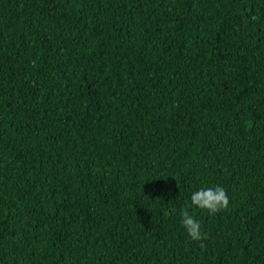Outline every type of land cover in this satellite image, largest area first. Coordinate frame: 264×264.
I'll return each instance as SVG.
<instances>
[{"label":"trees","instance_id":"trees-1","mask_svg":"<svg viewBox=\"0 0 264 264\" xmlns=\"http://www.w3.org/2000/svg\"><path fill=\"white\" fill-rule=\"evenodd\" d=\"M0 264H264V0H0Z\"/></svg>","mask_w":264,"mask_h":264},{"label":"clouds","instance_id":"clouds-1","mask_svg":"<svg viewBox=\"0 0 264 264\" xmlns=\"http://www.w3.org/2000/svg\"><path fill=\"white\" fill-rule=\"evenodd\" d=\"M191 204L209 214H216L229 205L228 193L221 186L200 188L190 197ZM181 223L188 236L193 241H200L206 236L201 233V224L186 208L181 209Z\"/></svg>","mask_w":264,"mask_h":264}]
</instances>
